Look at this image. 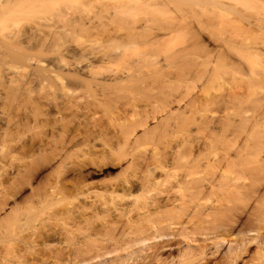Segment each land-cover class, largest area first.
Returning a JSON list of instances; mask_svg holds the SVG:
<instances>
[{"label":"bare ground","instance_id":"bare-ground-1","mask_svg":"<svg viewBox=\"0 0 264 264\" xmlns=\"http://www.w3.org/2000/svg\"><path fill=\"white\" fill-rule=\"evenodd\" d=\"M229 2L232 0H0V60L11 57L16 62L31 63L41 82L51 84L50 90L69 92L65 84L68 81L73 85L70 92L86 89L100 97L99 104H107L106 99L115 102L122 93L130 100L127 93L151 99L150 112L140 116L135 112L134 118L121 124L123 147L112 149L113 155L117 152L119 156L118 163L127 160L119 164V176L99 185L92 183V170L87 174L83 171L84 181L80 169L73 173L70 226L47 232L44 227H40L43 232L33 227L21 218L19 206L26 199L19 201L15 198L21 191L17 196L12 192L15 201L11 199V215L0 222H8L6 229L15 236L37 229L43 242L36 245L32 241L14 253L0 251V264H259L264 260L263 49L219 37V50L214 53L199 29L187 22L191 14L202 25L201 17L220 14L230 7ZM93 4H101L102 9L92 17ZM209 6L212 9H207ZM31 20L33 27L25 33L23 25ZM11 25L19 28L13 35H2V28ZM181 31L189 32L191 38L180 40L176 36ZM92 32L105 34V45L98 51L85 47L79 51L78 63L87 62L80 72L78 68H67L66 73L60 67L57 70L64 64L60 59L63 54L56 56L63 64L57 62L54 71L53 66L40 62V55L51 50L50 55L55 50L61 54V40ZM115 62H122L124 70L107 66ZM102 70L109 76H104ZM33 73L32 80L36 75ZM222 79L237 83L220 92ZM7 82L10 93H6L13 100L27 98H22L24 92L28 93L24 91L27 83ZM196 89L199 94H195ZM51 98L53 101L55 97ZM60 107L64 110L65 106ZM148 113L155 114L156 127H163V135L180 132L183 142L140 144L136 131L144 128L143 136L150 132ZM193 126L196 133H207L206 141L190 136ZM53 151L49 154L61 155ZM23 169L16 174L0 170V211H5L10 202L7 192L11 194L13 189L8 190V182L24 183L19 177L26 176L28 169ZM32 177L23 180L27 179L29 185ZM22 185L10 187L19 191ZM48 192L49 196L56 193ZM46 196L44 199L51 201ZM52 199V203L57 201L54 196Z\"/></svg>","mask_w":264,"mask_h":264},{"label":"rangeland","instance_id":"rangeland-1","mask_svg":"<svg viewBox=\"0 0 264 264\" xmlns=\"http://www.w3.org/2000/svg\"><path fill=\"white\" fill-rule=\"evenodd\" d=\"M241 2L242 0H235V1L232 0V2H229L230 7L227 10L220 12V14L219 12H217V14H215L214 16L208 15L201 17L203 19L201 20L203 22L202 25L198 24V21L194 20L191 17V14L188 15L187 22H189L193 26L195 25L196 28L199 29L202 35V39L205 41V44L208 46V49L212 50L214 53H216V51L219 50L218 48V45L220 44V42L218 41L219 37L221 38L227 37L229 38V40L234 39V41L235 40H238L240 42L243 41L244 43H249L253 47L263 49V68H264V0H246V3L248 4L247 7H239L238 5ZM99 5L93 4L91 6L92 17L96 14L95 12L99 11V8L101 11L102 8L101 6L99 7ZM207 9L210 10L212 9V7L209 6L207 7ZM93 13L95 14L93 15ZM138 16H142V14H139ZM138 16L137 18H141ZM212 16L214 17V19H212L213 18ZM209 18H211L212 20H209ZM102 20L105 23L108 22V20H106L105 18H103ZM37 21L38 19L36 20L35 24H37ZM33 23L32 20L24 23L25 26L23 25V29L25 30V33L29 29H31L29 27L32 26ZM18 28L19 27H16L15 25H11L5 29L2 28L1 34L13 35ZM193 29L194 28H191L189 29V31ZM188 33L187 31L186 32L181 31L180 34H178L179 36L177 35L176 37H180L179 39L181 40L186 38ZM187 37L189 38L190 36ZM106 38L107 36L102 32L99 34L92 32L88 35H84L80 37L66 38L64 40H61L63 41L61 42L62 46L60 45L61 54L55 53L57 51L55 50L54 53L53 54L51 53L52 55H50L48 53H50L52 51L51 50L48 53H44V55L42 54V56L40 55L41 58V59L39 58L40 62L42 61L43 66H48V65H49L48 67L53 66L51 69H53L54 71V67L57 68L60 62L64 61V64H66V66L62 62L61 64H63V66L62 65L58 66L57 70L62 68L60 70H63L64 72L65 71L68 72V70L71 68L73 69L78 68L76 70L77 71L79 70L78 72H80V70L85 69V67L87 66L86 64L87 62L85 63L82 62L81 64L78 63L80 62L79 57L81 53L79 51H81L82 48L84 47L87 48L89 51H98L101 48L103 49V45H105L104 43ZM65 47L69 49L68 50L66 48L68 52L65 49ZM62 48H64L66 51ZM61 50L65 52L62 53ZM74 51L76 52V55ZM64 53L68 58L66 56H63L65 55ZM61 55L62 57H60ZM51 56L53 57L59 56L61 60L62 59L64 60L61 61L58 57L53 58ZM65 61L68 62L66 63ZM57 62L59 64H57ZM72 62H74L75 64H73ZM70 63H72V65H70ZM76 63L81 65V67L79 68V65H76ZM107 66L111 67L113 70H120V71H123L125 68L122 62H115ZM67 68L69 69L67 70ZM103 71L105 70H102V72ZM33 72H35L36 74L35 76L32 77V78L35 77L34 78L35 80L34 79L32 80L30 77L31 75L34 74ZM81 72L83 73V71ZM85 73H83V75ZM108 73L109 72L106 73L107 77L110 74ZM103 74L104 76H106L105 72H103ZM38 77L39 75L34 70V67H32L31 63L16 62L11 57L0 60V145L3 148V151L0 152V170L3 171V169H7L12 174L13 173L16 174V171L20 170L21 168L22 169L26 168L27 170L29 167H32V169L30 168L28 169V173L30 174L27 173L28 176L26 174V176L24 177L26 178L33 176L32 179L30 180L31 183L29 182V185L27 179H25L27 180V182L23 180L24 177H19V180L21 179V181L24 182L21 184H19V181L18 182L16 181V183L14 182V184L13 182L10 181L12 186L13 185L16 186L17 184L18 187L19 185L24 184L22 185L23 189L22 190L18 189L19 191H16L15 190L16 188L14 189V187L12 186L10 187L11 184L8 182L9 184V185L7 184V186L9 187L8 190L13 189V191H10L11 194L7 192V194H9L8 197H10L9 199L10 202L8 200L9 204L8 206H5L7 207L4 208L5 211L4 210L0 211V219L6 217L7 215L8 217L11 215L10 209L12 208L10 207L14 204L15 199L19 201H21L22 199L23 200L26 199V203L23 202L24 203L23 204L21 202L22 204L21 206H19L22 208L21 218L30 221L33 227L37 226L36 228L39 227V229L43 232V230L46 231V229L48 231V229L50 230L52 228L59 227L60 229V226L61 228L62 226H70L71 217L69 218L70 212H68V210H70L69 208L71 207L69 202H71L70 200L71 183L73 177L72 175L74 172H79L81 170L80 172L82 173H80V177L81 180L84 181V178L87 174L86 171L87 170L94 171L93 172L94 182L92 183L99 185H102L105 182L107 183L109 182V180L113 178L115 179L116 177L115 175H117L118 172L121 171L120 168L121 166L119 164L120 163L123 164L124 162L125 163L127 162V160H125L123 163L122 162L118 163L117 159L119 158V156L117 158L116 156L118 155L116 154L117 152L115 153V155H113L112 153V149L116 151V149L123 147L122 141L120 139L121 124L123 125L125 120L127 119L134 118L135 112L136 115L138 114L139 116L140 114L142 115L145 112L148 111L150 112L151 99L144 94H140V95L138 94L136 96V95H132V93H127V94L125 93L126 95L132 97V98L130 97L131 98L130 100L126 98V96L123 97L124 93H122V97L121 98L116 97L115 102L112 100L111 102L110 99H109L110 102H108V100L106 99L107 104L105 103L99 104L97 99H99L100 97H96L94 93L89 92L86 89H78V91L76 90L77 92L74 91L75 93L70 92L71 89L73 90V85L71 83L67 84L68 81L65 80L64 81L66 86L68 87V91L70 89L69 92L65 91L66 93L65 92L63 93L61 90H59V88L53 90L54 91L53 92L49 88L51 84H48L47 82L45 83L44 81L43 82L45 84L43 86L44 87V91H43V87H42L43 82H41L40 77L39 79ZM8 80L13 81L14 84L23 81L26 84L27 83L26 81L29 80L26 86L24 85L25 90L23 89L24 91L28 90V93L24 92L25 94L23 93L22 95V98L23 97H27V98H23V100L21 98H17V100H13L14 98H12L11 95L10 97L8 94L10 93L8 91L10 90V87L8 86L10 82H7ZM234 82L235 81L233 80H226V79L220 80L219 81V83L221 84L219 86L220 92H224L225 90L229 89ZM236 83L237 82H235V84ZM69 84L71 86H68ZM45 85L48 86V88H46ZM7 91L8 93H6ZM197 92L198 94L200 93L198 89L195 90V94H197ZM48 93H50L49 96L50 99L49 97H47ZM51 93L53 95H51ZM67 93L68 95H70L71 93L70 96H72V94L74 93L75 95L72 96L74 99H72V97L70 96L68 97ZM45 95L47 100L44 98ZM120 95L121 93L118 96ZM51 96L55 97L53 101H52L53 98H51ZM64 96L67 98H65ZM58 98L60 101L58 100ZM68 98H71L72 100ZM62 99L64 102L62 101ZM70 100L72 101V103ZM73 100L75 101L76 105L73 103L74 102ZM61 101L62 104L59 103ZM67 102L68 105H66ZM59 105L61 107L65 106L64 110ZM69 105L70 106L72 105L70 109L69 108L66 109L67 106ZM59 107L61 108V110H59ZM57 109L59 111H57ZM148 114L150 115V113ZM151 115L147 119L150 132L147 135L143 136L144 128L143 129L139 128L138 131H136L135 136L140 137V144L147 146H152V145L164 146L166 144L177 145V143L183 142L182 139H184V136L180 132H178L179 134H174V135H169V134L163 135L162 134L163 127L161 126L156 127L157 120L156 118L153 117L155 116V114H151ZM159 116L160 115H158L157 117L160 118ZM216 116H219V114H216ZM62 126H65V128L67 129H65L64 127L62 128ZM63 129L68 131L65 132L64 130L63 132L62 131ZM52 132L54 135L52 134ZM62 132L65 135H63ZM189 134H192L190 135L191 137L194 135L193 138L196 136L198 140L200 139L199 141H206L208 138L206 132L196 133V129L194 126L191 127V131L189 132ZM49 136L51 137V140L49 139L50 138ZM42 143L44 144L46 143L47 146L46 144L44 145ZM43 145L47 148V149L45 148L47 153H45V149ZM49 148H52L55 151H56L55 148H57V150H60L61 152L60 151L59 153L58 151L56 152L58 153V155L61 154L60 155L61 157L60 156L57 157L56 156L57 154L53 156L52 153L54 151ZM50 150L51 152L52 151L53 152L52 153L50 152L49 154ZM46 154L48 155L46 156ZM48 156L49 158H47ZM54 157L56 159L55 160L53 159L54 161L52 160V162L50 163V160ZM47 159H48V164L46 162ZM101 162H103L104 164L103 163L100 164ZM32 163L35 166L40 165L41 167L36 166L37 168L34 169L35 166L32 165ZM81 163H83V166ZM88 164L89 166H87ZM79 165H81V167ZM58 166L61 168V170ZM106 166L107 167L110 166V167L107 168ZM83 171L86 172V174ZM15 174L13 175L14 177H16ZM119 175L120 173L117 176ZM53 185H55L54 186L55 189L53 188ZM24 186H26V188H24ZM41 186H43V188ZM56 186L58 187L56 188ZM33 188L34 191L32 192ZM44 188H46L48 191H53L58 193L49 196L51 192H48ZM12 192H14L16 196L18 195V192L20 194L16 198L14 197L15 198L14 199L12 198L13 197ZM15 192H17V194ZM43 195L44 197L48 195L49 198H51L50 199L51 201L48 200L49 199L47 198L48 196H46L48 200L46 201ZM53 196H54V200L55 197L57 200L56 201L57 203L54 201L55 204L54 202L52 203ZM11 199H13L14 201ZM43 200H45L46 206L43 204L44 202ZM1 222H0V251L3 250L4 252L5 250V252L14 253L18 249L22 250L23 247L27 246L32 241H34V243L36 242V245H39L40 243L43 242V238H42L43 235L41 236L40 234L41 231H39L40 232L39 233L37 229L34 230L31 228L26 230L25 232L24 231L22 233L20 232L18 236H15L12 235L8 231V229H6L7 226H9V223L8 222L1 223ZM47 226L49 227L51 226V227L49 228ZM40 227L41 228L44 227V229L42 230ZM39 238H41V240Z\"/></svg>","mask_w":264,"mask_h":264},{"label":"snow or ice","instance_id":"snow-or-ice-1","mask_svg":"<svg viewBox=\"0 0 264 264\" xmlns=\"http://www.w3.org/2000/svg\"><path fill=\"white\" fill-rule=\"evenodd\" d=\"M238 6L239 7H247L248 4L246 3V0H242V2ZM262 71H264V68H262ZM259 264H264V260L260 261Z\"/></svg>","mask_w":264,"mask_h":264}]
</instances>
